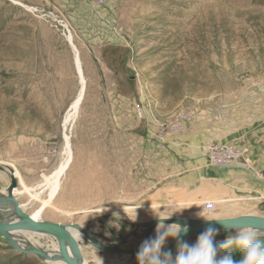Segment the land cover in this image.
<instances>
[{
    "label": "rangeland",
    "instance_id": "374dc122",
    "mask_svg": "<svg viewBox=\"0 0 264 264\" xmlns=\"http://www.w3.org/2000/svg\"><path fill=\"white\" fill-rule=\"evenodd\" d=\"M57 22L71 36L84 79L67 124L81 85ZM197 118L229 139L205 147L206 157L218 146L243 151L255 131L264 133V0H0V165L12 172L13 198L27 215L48 201L68 139L70 162L39 221L77 225L112 247L159 217L192 220L189 209L149 204L156 180L145 149ZM9 185L0 172V191ZM256 213L264 218V200ZM30 242L44 252L56 243L49 236ZM77 244L85 264H123L122 253L138 249L142 236L115 255L85 237ZM226 251L242 258L237 248ZM0 264L45 262L0 238ZM125 264H138L137 255Z\"/></svg>",
    "mask_w": 264,
    "mask_h": 264
},
{
    "label": "crops",
    "instance_id": "0c3cea01",
    "mask_svg": "<svg viewBox=\"0 0 264 264\" xmlns=\"http://www.w3.org/2000/svg\"><path fill=\"white\" fill-rule=\"evenodd\" d=\"M199 120L195 119L188 130L173 140L147 145V173L156 180L149 204L189 209L195 221L259 217L256 212L264 200V180L259 177L264 172V133L255 131L253 141L241 144L247 154L243 164L211 166L204 148L227 144L229 139L221 130L201 121L200 125ZM207 203H213L215 210L204 211L205 219L200 213Z\"/></svg>",
    "mask_w": 264,
    "mask_h": 264
},
{
    "label": "water",
    "instance_id": "95a60500",
    "mask_svg": "<svg viewBox=\"0 0 264 264\" xmlns=\"http://www.w3.org/2000/svg\"><path fill=\"white\" fill-rule=\"evenodd\" d=\"M0 172H5L4 166L0 165ZM15 189V178H10L9 191H13ZM11 207L14 210L15 216L18 218L9 223L0 222V238L4 239L9 246L19 252L22 255H34L37 258L49 261H61L63 264H84L82 260L79 245L74 240L71 235V230H78L81 234L90 242L89 244L104 253L108 254H118L121 253V247L125 244L123 239L120 242L112 247H107L101 244L94 236L90 233L82 229L77 225L70 226H61L52 223L35 221L31 219L29 215L22 211L21 207L17 204L13 197L4 198L0 200V208L1 207ZM15 217V218H16ZM164 219V218H163ZM160 223V219L152 221L150 224L142 225V228L145 229L142 235L143 240L151 238V234L157 225ZM165 225L176 224L181 227V236L180 239L185 241L189 237L194 234H200L205 231L209 226H214L217 228L218 234L221 233V237L228 236L229 231L225 230V228L229 229H239L242 227H250L257 231V233H264V218L263 217H255V216H243L237 218H229V219H216V220H184L179 218H168L163 221ZM187 227L188 232L185 234L183 229ZM37 233L43 234V236H49L55 239L57 244L58 253L54 258L48 257L47 252L41 251L34 246H21L15 240L11 238L12 233ZM135 230L128 233L126 235V241H129L131 237H136ZM140 247L135 251L128 253L132 257L137 255ZM70 251V256L68 253ZM177 250V240L173 239L169 244L166 245L164 251H170L172 255L177 254L173 253ZM51 258V259H50Z\"/></svg>",
    "mask_w": 264,
    "mask_h": 264
},
{
    "label": "clouds",
    "instance_id": "9594fccd",
    "mask_svg": "<svg viewBox=\"0 0 264 264\" xmlns=\"http://www.w3.org/2000/svg\"><path fill=\"white\" fill-rule=\"evenodd\" d=\"M208 207L211 208V205ZM101 211L103 208L100 209ZM204 211L206 210L203 209L200 215L207 219ZM168 218L161 219L159 217L160 223L157 225L155 237L142 242L137 253L138 264H264V241L258 238V233L253 228H225L231 234L217 244L215 237L219 230L214 226H209L199 234L195 244H189L180 239L182 230L179 225L166 226L163 223ZM183 232L185 234L188 232L187 227L183 229ZM169 238L177 240L175 258L172 257L170 251H164V246ZM232 248L240 250L241 259H235L231 251H226ZM100 264H103L102 260H100Z\"/></svg>",
    "mask_w": 264,
    "mask_h": 264
},
{
    "label": "bare ground",
    "instance_id": "6f19581e",
    "mask_svg": "<svg viewBox=\"0 0 264 264\" xmlns=\"http://www.w3.org/2000/svg\"><path fill=\"white\" fill-rule=\"evenodd\" d=\"M14 2V1H13ZM28 9V8H27ZM67 40L70 42L71 44V47H72V50H73V53H74V64H75V68H76V72L79 76V80H80V85H81V90L79 92V95L77 97V100L74 102V104L71 106V109L68 111L67 115H66V118H65V123H69L71 121H73L77 115V112H78V109H79V105L81 103V100H82V95H83V91H84V79H83V75H82V71H81V67H80V58H79V53L78 51L76 50L75 46L73 45L72 43V40H71V36H67ZM65 153L67 155V159L64 161L63 164H61L59 170L52 176V178L49 180V197H48V201L45 203V205H47L58 193V190L60 189V186H59V183H60V179L61 177L63 176V174L65 173L67 167H68V164L70 162V148H69V142H68V139H66V144H65ZM4 166V165H2ZM5 168V173H8L10 175V178H14L13 174L11 171H8L6 166H4ZM25 191L27 193H29L26 189ZM13 191H7V190H1L0 191V200H3L4 198H8V197H13ZM32 199L34 200H39V197L38 196H30ZM45 205L42 206V208L39 210V212L35 215V216H30L31 219L35 220V221H39L41 220V217H40V213L43 211V208H45ZM15 213H14V210L13 208L11 207H1L0 208V222H4V223H9L13 220H16L18 219L17 217L15 218ZM145 231V229H143L141 227V229H136L135 230V235L139 238L140 236H142V242L144 241L143 240V232ZM31 235H25L23 233H18V232H15V233H12L10 236L13 240H15V242H17L19 245H23L25 244V246H33L32 242H30L31 240H33V236H35L38 240L41 239V237H43V234H37V233H29ZM231 233H229L230 235ZM33 235V236H32ZM71 235L73 236L74 240L76 242H79L83 239V235L81 234L80 231L78 230H71ZM228 235V236H229ZM228 236H223L221 237V233H219L216 237H215V240H225ZM86 239V238H85ZM87 240V239H86ZM141 240V239H140ZM88 241V240H87ZM123 241H124V245H126L129 241H126V236L123 238ZM38 242V241H37ZM88 243H90L88 241ZM123 245V246H124ZM122 246V247H123ZM166 247V245L164 246V248ZM177 250H175L173 253H176ZM58 253V250H57V244L52 242V249L50 251L47 252V256L48 257H56V256H59V255H55ZM68 253H69V256H70V251L68 250ZM174 255H172L173 257ZM122 257H123V264L127 263L128 261L131 260L132 256L129 255L128 253L124 252L122 253ZM51 259V258H50ZM119 260V259H118ZM45 264H63L61 261H49V260H44ZM85 264V263H84Z\"/></svg>",
    "mask_w": 264,
    "mask_h": 264
},
{
    "label": "built area",
    "instance_id": "2783aa9c",
    "mask_svg": "<svg viewBox=\"0 0 264 264\" xmlns=\"http://www.w3.org/2000/svg\"><path fill=\"white\" fill-rule=\"evenodd\" d=\"M24 10L26 13H29L32 15H35L37 12L34 8H28V9L24 8ZM57 23L60 25L61 29L65 30V32L63 30V32H64L63 35L65 36V33H67L69 35L68 30L65 28V26H63L61 24V22H57ZM244 156H245L244 150L242 151V150L235 149V148L229 147V146H218L217 148L210 150V152L207 156V159H208L209 165L217 166V165H222V164H226V163L233 164L236 162H241V161H243ZM259 177L264 180V173H261L259 175ZM209 205H211V208L208 207ZM204 209L206 211L214 210L213 203L205 204Z\"/></svg>",
    "mask_w": 264,
    "mask_h": 264
}]
</instances>
